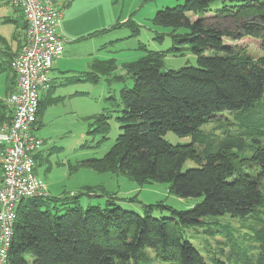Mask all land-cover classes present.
Listing matches in <instances>:
<instances>
[{
  "label": "trees",
  "instance_id": "1",
  "mask_svg": "<svg viewBox=\"0 0 264 264\" xmlns=\"http://www.w3.org/2000/svg\"><path fill=\"white\" fill-rule=\"evenodd\" d=\"M214 3L219 6L213 7ZM190 13L199 18L192 21ZM152 23L170 29L172 48L158 52L142 47L145 55L122 65L121 75H116L119 65L115 60L97 61L93 72L86 74L87 82L106 78L109 84L124 87L117 118L121 133L103 158L81 165L126 175L141 185L166 183L173 195L201 201L188 210L170 209L169 217H155L156 206L136 213L122 208L115 197L107 199L105 207H84L80 195L94 194L91 188L70 198H52L48 192L46 197L23 200L9 251L12 264H29L28 256L31 264H152L143 259L146 250L164 264H207L187 239V229L203 225L207 216L246 218L262 205V178L245 175L242 168L246 164L233 152L201 156L193 143L172 145L165 136L169 132L179 137L199 134L210 118L250 109L264 97V58L255 61L224 43V39L251 38L264 49V0H186L156 12ZM124 25L139 35L140 26L132 20ZM0 43H4L1 38ZM186 46L196 55L197 66L165 69L167 55ZM207 51L212 54L205 55ZM128 81L133 85H126ZM45 97L40 100L37 131L50 102ZM8 114V118L2 115L0 126L10 121ZM109 119L107 114L93 118L94 131L103 140L110 132ZM251 134L264 137V130ZM41 150L35 156L36 164ZM188 160L196 167L183 172ZM252 161L264 166L263 148L256 150Z\"/></svg>",
  "mask_w": 264,
  "mask_h": 264
},
{
  "label": "rangeland",
  "instance_id": "2",
  "mask_svg": "<svg viewBox=\"0 0 264 264\" xmlns=\"http://www.w3.org/2000/svg\"><path fill=\"white\" fill-rule=\"evenodd\" d=\"M185 2L186 0L96 1L97 10L103 15L106 25L118 22L124 24L132 20L140 26L136 41L134 38L115 41L101 51L105 57L103 60H117L119 68L116 75L123 73L122 63L135 62L145 55L142 47L158 52H166L172 48V41L168 36L170 29L154 26L152 20L159 10L177 7ZM218 4L214 3L213 7L217 8ZM5 5L3 10L12 11L10 3ZM188 16L192 21L199 18L192 13ZM122 31L130 36L132 29L123 25L119 30L112 32L122 35ZM158 37L163 38L156 39ZM224 43L234 52H241L255 61L264 58V49L257 40L224 39ZM211 54L210 51L205 52V55ZM1 64L0 56V96L4 95L5 86L10 84L11 78L9 69L2 68ZM187 66H197V57L188 46L175 55L168 54L165 58L167 70L177 71ZM83 83V90L77 88L74 91L78 92L71 93L66 99L49 102L43 110L37 136L44 143L36 168L38 176L48 186L49 195L52 198H70L91 188L94 189V194L80 195L79 201L84 207L91 204L105 207L107 199L115 197L119 199L117 202L122 208L136 213L143 214L146 206H156L152 211L155 217H169L172 214L170 209L184 211L199 203L201 199L198 198H179L173 195L166 183L141 185L126 175L101 173L81 165L91 159L103 158L121 133L117 118L122 109L119 95L124 87L121 83L109 84L106 78H101L98 83ZM126 85L132 86L133 82L128 81ZM102 114L110 116V132L106 140L94 131L97 124L93 118ZM201 130L199 134L186 137L169 132L165 139L172 145L193 143L201 156L222 150L233 152L240 163L246 164L242 168L245 175L262 178L263 203L246 218L207 216L203 225L187 229V239L199 250L207 264H264V166L256 165L252 161L257 149L264 150V137L251 134L264 130V97L250 109L224 112L210 118ZM194 167V161L188 160L182 171ZM61 207L63 205H60ZM27 258L31 264L30 256ZM146 258L152 264H164L149 250H146L143 256V259Z\"/></svg>",
  "mask_w": 264,
  "mask_h": 264
},
{
  "label": "built area",
  "instance_id": "3",
  "mask_svg": "<svg viewBox=\"0 0 264 264\" xmlns=\"http://www.w3.org/2000/svg\"><path fill=\"white\" fill-rule=\"evenodd\" d=\"M22 11L26 41L11 60L16 90L2 102L12 117L0 126V264H12L9 251L17 209L23 200L46 197V184L35 174V156L43 146L37 134L41 97L50 92L54 60L64 52L59 28L62 11L55 0H2Z\"/></svg>",
  "mask_w": 264,
  "mask_h": 264
},
{
  "label": "crops",
  "instance_id": "4",
  "mask_svg": "<svg viewBox=\"0 0 264 264\" xmlns=\"http://www.w3.org/2000/svg\"><path fill=\"white\" fill-rule=\"evenodd\" d=\"M96 1L55 0L56 6L63 14L59 32L62 37L70 41L65 42L64 52L53 63L51 73L53 76H51L53 78L52 88L49 93L45 94V99L50 102L70 97L71 93L78 92L74 91L77 88L83 90V81H86L85 76L93 72L95 62L109 60L117 62L116 59L103 60L105 57L101 51L109 44L126 40L127 38H134V41H136L139 36L134 35L132 31L130 36L124 31H122V35L113 34V30H119L125 23L121 24L118 22L117 24L106 25L103 15H100L97 10ZM7 3L0 0V38L4 42L0 43V56L2 65L5 63L4 65L9 69L11 78H9L10 84L5 86L4 95L0 96V101H3L10 93L16 90V76L8 64L9 60L20 52L26 41V22L22 11L14 6H12V11L3 10V6H6L5 4ZM116 26L118 27L116 28ZM107 34L110 35L104 36ZM128 63L131 62H125L121 65ZM71 83H77V85L72 86L73 84ZM7 111L0 104V119L2 115L4 118L10 116L9 114L6 115ZM1 181L2 169L0 168V184ZM31 263H33V260Z\"/></svg>",
  "mask_w": 264,
  "mask_h": 264
}]
</instances>
